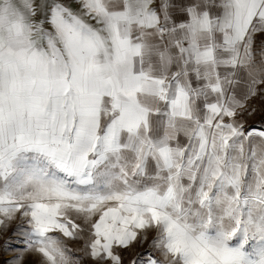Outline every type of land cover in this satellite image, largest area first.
I'll return each mask as SVG.
<instances>
[{
    "label": "snow or ice",
    "instance_id": "obj_1",
    "mask_svg": "<svg viewBox=\"0 0 264 264\" xmlns=\"http://www.w3.org/2000/svg\"><path fill=\"white\" fill-rule=\"evenodd\" d=\"M8 253L264 264V0H0Z\"/></svg>",
    "mask_w": 264,
    "mask_h": 264
},
{
    "label": "rangeland",
    "instance_id": "obj_2",
    "mask_svg": "<svg viewBox=\"0 0 264 264\" xmlns=\"http://www.w3.org/2000/svg\"><path fill=\"white\" fill-rule=\"evenodd\" d=\"M16 223H18V221ZM16 223H13V225L9 229L8 235H12V232L15 231ZM146 249H147V244H145L143 248L137 247L135 249V251L136 252H144ZM11 255H12V253H8L7 255L0 254V264H2L3 260L9 258ZM128 258L130 259L131 257L129 256ZM28 264H32L31 258L29 259Z\"/></svg>",
    "mask_w": 264,
    "mask_h": 264
},
{
    "label": "crops",
    "instance_id": "obj_3",
    "mask_svg": "<svg viewBox=\"0 0 264 264\" xmlns=\"http://www.w3.org/2000/svg\"><path fill=\"white\" fill-rule=\"evenodd\" d=\"M259 119H260L259 117L256 118V121H257L256 126H257V127H260Z\"/></svg>",
    "mask_w": 264,
    "mask_h": 264
}]
</instances>
